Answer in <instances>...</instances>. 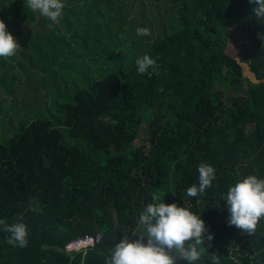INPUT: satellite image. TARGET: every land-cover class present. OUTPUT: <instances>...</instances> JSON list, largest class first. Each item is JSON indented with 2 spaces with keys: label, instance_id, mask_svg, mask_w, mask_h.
<instances>
[{
  "label": "trees",
  "instance_id": "16d2710c",
  "mask_svg": "<svg viewBox=\"0 0 264 264\" xmlns=\"http://www.w3.org/2000/svg\"><path fill=\"white\" fill-rule=\"evenodd\" d=\"M117 1L62 0L54 24L26 0H0V20L25 61L8 75L4 59L16 57H0V219L23 216L28 231L20 248L0 230V264H107L124 236L139 238L132 231L141 234L139 215L154 194L200 215L213 235L193 264H264V218L251 234L228 226L224 201L247 176L264 179V19L248 0H150L162 1L163 24L171 10L175 25L125 43V18L114 36L112 20L101 18ZM232 28L244 41L238 60L225 52ZM144 55L156 72L137 73ZM242 67L256 84L226 105L218 92L246 80ZM143 128L148 151L133 146ZM201 163L215 178L203 196L189 197ZM96 235L84 256L63 251Z\"/></svg>",
  "mask_w": 264,
  "mask_h": 264
},
{
  "label": "clouds",
  "instance_id": "9594fccd",
  "mask_svg": "<svg viewBox=\"0 0 264 264\" xmlns=\"http://www.w3.org/2000/svg\"><path fill=\"white\" fill-rule=\"evenodd\" d=\"M249 4L255 5L251 11L257 19H264V0H248ZM27 6L33 12L58 23L65 7L62 0H26ZM137 36H148L150 30L137 28ZM20 48L14 37L7 32L6 24L0 20V57L8 58L17 53ZM139 75H144L159 68L156 60L144 55L135 61ZM162 90V89H161ZM199 183L187 189L189 197L203 196L205 190L212 186L215 178V169L207 164L198 166ZM153 203H150L139 215V225L142 232L133 236L139 238L130 241L124 236L111 250V257L107 264H177V260L187 261L188 264L200 259L201 252L205 251L202 246L205 239L211 241L213 235L209 234L200 215L193 214L177 204L157 203L158 195H153ZM229 213L228 226L251 234L255 231L258 222L264 218V179L249 175L231 186L224 199ZM30 211H37L30 202ZM23 216L17 218V222L8 224L0 219V230L8 233L6 242L13 247L24 248L28 245V231L26 224L22 222ZM213 264H219V258L213 260Z\"/></svg>",
  "mask_w": 264,
  "mask_h": 264
},
{
  "label": "rangeland",
  "instance_id": "374dc122",
  "mask_svg": "<svg viewBox=\"0 0 264 264\" xmlns=\"http://www.w3.org/2000/svg\"><path fill=\"white\" fill-rule=\"evenodd\" d=\"M142 1V3H144V7L139 6L138 1L137 2H132V0H121V1H117V3L115 4L114 2L113 5L115 4V8L116 11H119V14H117V12L114 9H111L110 7L107 9H105L104 11L101 10V13L103 14L101 18L105 17L106 22H108L109 19L112 20V25H111V32L110 34L113 35L115 32V28L120 24H115V22H120L119 20H123L125 18L126 21V26H127V33L128 36L127 41L125 43H129V40L131 38L134 37V35H136V29L137 28H147L150 30V36L156 35L157 32V26H164L166 27L165 29H168L169 31L172 30V28L168 27V25H172L175 23L173 22H168L167 20L169 19V17H171L172 15V11L168 10L170 13L168 15L165 16L164 18V24H163V16H164V10L166 8L165 5L161 4L162 1H155L153 2V5L150 7V5L152 4V2L149 0H140ZM127 14V15H126ZM171 14V15H170ZM96 19L97 17H93V19ZM92 19V20H93ZM122 24L124 22H121ZM123 30V28H122ZM160 30V29H159ZM232 34V38L230 42L227 45L226 48V54L236 60H238V55H237V47L240 46L244 41H242V37L239 36L238 33H236L235 30H231L230 32ZM116 35V34H115ZM114 36V35H113ZM142 38H147L146 36H139ZM148 39V38H147ZM17 52L20 54L21 53V47L17 50ZM14 56H12L13 58ZM16 60L15 61H8L7 59H4L5 64L9 67H3L1 71H7L10 68L12 69L11 72L7 73L9 74H13L16 73L17 75L20 74V65H24L25 61H22V58H18L16 55ZM114 59L116 57V55L112 56ZM99 58H96L94 60H97ZM89 62V61H88ZM108 62V61H106ZM44 76H47V73H43ZM242 75L243 77L246 79L245 81H243L242 83L238 84L237 86L234 87H229L224 93H220L218 92V96L221 98V100L224 102V104L229 105L231 100L234 97L237 96H247L250 91L251 88H253L256 84V82H254V80L252 79V76L247 72V69L242 67ZM254 83V86L253 84ZM40 88H42V85L40 86ZM5 98V97H4ZM1 102V101H0ZM11 101H9L10 103ZM6 105L3 104L1 102L0 104V113H4L7 111V108L5 107ZM1 115V114H0ZM9 118H13V114L9 113L8 114ZM138 145H144L146 148V151H148L149 148V144H148V135L146 133L145 128H143L140 131V135L137 138V140H135L133 146H138Z\"/></svg>",
  "mask_w": 264,
  "mask_h": 264
},
{
  "label": "built area",
  "instance_id": "2783aa9c",
  "mask_svg": "<svg viewBox=\"0 0 264 264\" xmlns=\"http://www.w3.org/2000/svg\"><path fill=\"white\" fill-rule=\"evenodd\" d=\"M100 239V235L76 238L66 243L63 251L70 257L74 254H82L84 256L88 250L93 249L100 242Z\"/></svg>",
  "mask_w": 264,
  "mask_h": 264
}]
</instances>
